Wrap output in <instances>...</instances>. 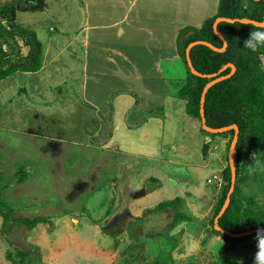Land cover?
Segmentation results:
<instances>
[{
  "label": "rangeland",
  "instance_id": "374dc122",
  "mask_svg": "<svg viewBox=\"0 0 264 264\" xmlns=\"http://www.w3.org/2000/svg\"><path fill=\"white\" fill-rule=\"evenodd\" d=\"M219 1L49 0L44 11L17 12L18 21L42 42L43 66L0 81V264H13L6 253L15 254L16 247L31 254L29 264H124L133 243L129 230L114 237L108 232L130 222L131 229L143 226L144 234L133 264H253L255 236L237 241L223 261L228 242L211 230L220 189L207 178L228 164L230 134L212 139L176 93L186 77L176 36L183 26H201L217 12ZM154 50L176 56H158L156 63ZM120 53L133 63L111 56ZM177 77L183 80L178 83ZM148 81L173 94L150 95L152 103L162 105L151 113L142 109L153 104L139 102L143 108L135 115L151 120L145 127L153 138L142 146L122 133L128 152L118 149L117 137L110 150L105 148L102 138L111 131L110 121L115 130L124 127L130 103L121 105V91L131 89L126 97L135 104L143 98L136 88L144 93L152 85ZM98 131L103 136H95ZM241 190L264 206V172ZM176 196L183 197L180 209L190 219L173 226L172 210L144 215ZM36 216L49 219L31 230L15 223ZM5 217L14 226L3 232ZM186 232L201 239L198 254H186Z\"/></svg>",
  "mask_w": 264,
  "mask_h": 264
},
{
  "label": "trees",
  "instance_id": "16d2710c",
  "mask_svg": "<svg viewBox=\"0 0 264 264\" xmlns=\"http://www.w3.org/2000/svg\"><path fill=\"white\" fill-rule=\"evenodd\" d=\"M248 1V4L245 5L246 0H220L217 12L206 18L201 26L186 25L177 34V50L186 68V77L183 85L177 91V97L186 100L185 110L194 118L201 120V97L210 78L191 72L186 59V48L189 43L195 40H207L218 47H222L223 41L214 30L215 19L219 16L248 17L262 21L264 19V0ZM48 2L49 0H7L4 3L0 1V81L16 73L37 72L42 68V42L35 30L18 21L17 12L44 11L48 6ZM218 29L228 42L225 51H215L206 45L199 44L191 49V58L195 68L203 74L217 73L229 63L236 66V72L230 78L214 84L208 90L205 101V114L207 124L211 127L236 124L240 129L235 154L237 166L236 188L231 195L228 209L219 221L222 228L238 233L264 228V206L258 205L252 196L244 195L241 190V184L250 178L258 177L261 173L252 176L246 174L247 164L252 162L251 155L257 153L258 157L264 161V47L257 52H251L243 47V41L251 31H264V27L241 22L229 23L222 21L219 23ZM189 31H193V33L187 36ZM23 46L28 49L26 53L23 51ZM230 71L231 67L229 66L221 74H228ZM202 130L210 135L212 139L217 135L205 129ZM227 133L230 134L227 144L229 147L235 130L231 129L218 134ZM209 149L210 143L207 140L202 146L204 156L208 154ZM222 175L224 183L213 207L211 230L213 234L221 235L228 242L221 253L222 260L226 261V254L237 241L253 237L256 233L242 237H231L215 229V217L223 206L230 187L231 168L229 164L223 168ZM23 180L25 179L21 178L20 182ZM151 180L156 184L159 183L156 178ZM1 184L0 182V186ZM182 202L183 197L176 196L173 199L162 201L154 207L147 208L144 215L172 210V225L174 226L180 221L190 219V215L180 209ZM1 204L4 206L3 203ZM48 219L49 217L46 216L22 217L16 219L15 223H17V226H24L31 230L38 224L47 222ZM131 223L126 228L120 227L117 232H108L114 237L124 229L129 230L133 243L126 249L129 256L124 264H133L134 259L141 255L142 250L140 243L143 242V226H135L131 229L129 228ZM13 226L10 220L5 217L1 225V231L10 230ZM6 257L13 264H29L32 261L31 254L20 247H16L15 254L8 250ZM154 264L164 263H159L156 260ZM172 264L174 263L172 262Z\"/></svg>",
  "mask_w": 264,
  "mask_h": 264
},
{
  "label": "water",
  "instance_id": "95a60500",
  "mask_svg": "<svg viewBox=\"0 0 264 264\" xmlns=\"http://www.w3.org/2000/svg\"><path fill=\"white\" fill-rule=\"evenodd\" d=\"M256 1H259V0H256ZM222 21H226L229 23L241 22V23L253 24V25L258 26V27H264V19L262 21H258V20L248 18V17L231 18V17L219 16L215 19L214 30H215V33L223 41L222 47H218L215 44H213L207 40H195V41H192L191 43H189L187 48H186V59H187V63H188V66H189L191 72L193 74H196L199 76H206V77L210 78V80L207 82V84L204 87L202 97H201L200 114H201V121H202L203 129H205L211 133H225L231 129L235 130L234 136L232 138V141H231V144L229 147V152H228V164L231 168L230 187H229L225 202L223 203V206L221 207L219 213L216 215L214 222H215V229L216 230L221 231L224 234L230 235L231 237H242V236H247V235H251V234L256 233L257 229H251V230L244 231V232L233 233L229 230L222 228L219 225L220 218L223 216V214L228 209L230 202H231V195L233 194V192L235 191V188H236L237 166H236L235 154H236L237 143L239 140L240 129H239V126L236 124L229 125V126H223V127H211L207 124V118H206V114H205V101H206V94H207L208 90L214 84H216V83H218L224 79L230 78L236 72V66L233 63H229V64L225 65L223 68H221V70L217 73L203 74L195 68V66L193 65V62H192V58H191V49L194 46L199 45V44L206 45L215 51H219V52L225 51V49L228 45V42H227L226 38L224 37V35L218 29V25ZM192 33H193V31H189L187 33V36L191 35ZM229 66L231 67V71L228 74H224V75L221 74V72L224 71ZM209 140H211V139H208V141ZM233 150H234V152H233ZM229 157H231L233 163L230 162Z\"/></svg>",
  "mask_w": 264,
  "mask_h": 264
},
{
  "label": "crops",
  "instance_id": "0c3cea01",
  "mask_svg": "<svg viewBox=\"0 0 264 264\" xmlns=\"http://www.w3.org/2000/svg\"><path fill=\"white\" fill-rule=\"evenodd\" d=\"M133 7V6H132ZM131 9V8H130ZM184 27V26H183ZM182 27V28H183ZM177 37V36H176ZM159 42V41H158ZM154 51H156V50H154ZM158 52H159V50H157ZM157 51L156 52H154L153 54H155L156 55V57H157V59H156V63L159 61L158 60V56H160V57H164V56H166V58H175V56L176 55H174V53L172 54V55H169V54H163V53H157ZM178 51V50H177ZM129 54H126V53H120V54H111V56H112V58L113 57H117L118 56V58L120 59V61L121 62H123V63H133V60L128 56ZM162 60V59H161ZM130 67V66H129ZM134 67H136V66H134ZM165 77L169 80V81H172V80H174V77L172 78V79H170V76H167V75H165ZM179 79V80H178ZM139 80H141V82L143 81V79H139ZM162 80L163 81H165V79L164 78H162ZM159 81L158 79H157V81L160 83V82H163V81ZM177 80H178V83L179 82H181L182 80H183V78H182V80H181V78H179V77H177ZM156 82V80H154L153 81V83H155ZM147 83H150V84H152V81H148ZM183 83H184V81H183ZM183 83L180 85L179 84V87L178 88H176L177 90H176V93H177V91H178V89L183 85ZM141 88L142 87H140V88H136V90H137V93H136V96L138 95V94H142L143 95V98H139L138 97V99L137 100H135V104H131L132 102L130 101L131 100V98L130 97H126V95H127V93H128V91H130L131 89H124L123 91H121V93H124L123 95L125 96V97H123L122 98V102H121V105H128L129 103V108H128V111H126V112H124V121H125V123H124V127H123V125H118V128L116 127V129L117 130H115V126H114V122H111L110 121V132H108L107 133V135H106V137L104 136L103 138H102V143L103 144H105V148H107V149H111V147L112 146H114V144L112 145L111 143H112V139H115L116 137H117V139L119 140V143H118V149L119 150H121L122 152H128L129 151V147H123V145H122V139H123V134L122 133H125V135L126 136H130V138H129V140L130 141H138L139 143H141V145L142 146H144L143 144H146V143H148L152 138H153V130H150L148 127H145V125H148V124H150V121L151 120H147V118H146V116H143L142 117V120L139 118V116H136L135 115V112H136V109H138L140 106H141V103H139V102H142L141 100L143 99H145V100H147V101H149L151 104H153V105H151V107H147V108H143V107H140V108H143L142 110H145L146 112H148V113H151V111H155L156 109V107H160L161 108V104H156V103H152L151 101H152V98H151V96L150 95H155V96H165L166 95V93L168 92L170 95H173L172 94V92L171 91H168V87H164L163 85H162V88H160V89H158L157 88V85H150V87H145L144 88V93L141 91ZM174 93V92H173ZM175 94V93H174ZM128 101H129V103H128ZM186 101V100H185ZM137 103H139L138 105H137ZM110 104V103H109ZM134 105V106H133ZM135 105H137V106H135ZM132 106V107H131ZM185 107H186V104H185ZM109 110H111V107L109 108ZM113 112H114V110H113ZM133 116H135L136 118H133ZM153 116L154 115H152V118H153ZM101 120H102V124L103 125H105V120H104V118L103 117H101L100 118ZM165 121V120H164ZM164 121L162 122L163 124H162V129H164ZM124 128H125V130H124ZM163 131V130H162ZM102 131H98L96 134H95V136H103V134L101 133ZM113 132H114V134H113ZM117 135H119V136H117ZM131 136H133L134 137V139L131 137ZM159 136V135H158ZM93 139V138H92ZM94 140V139H93ZM118 140H117V142H118ZM116 141V140H115ZM133 147H131L130 149L131 150H133L132 149ZM148 153H150V152H146V154L147 155H149ZM224 168V167H223ZM148 193V192H147Z\"/></svg>",
  "mask_w": 264,
  "mask_h": 264
},
{
  "label": "clouds",
  "instance_id": "9594fccd",
  "mask_svg": "<svg viewBox=\"0 0 264 264\" xmlns=\"http://www.w3.org/2000/svg\"><path fill=\"white\" fill-rule=\"evenodd\" d=\"M243 47L251 52H257L260 48L264 47V31H251L243 41ZM229 159L233 163L231 157ZM251 161L245 169L247 175L252 176L259 172H264V161L258 157L257 153L251 155ZM193 215L197 219L203 218L198 210L195 209L193 210ZM181 228H183V224L178 225L176 231H180ZM254 239L256 241V251L253 257V264H264V228H257ZM182 245L187 255L198 254L201 249V239L186 232L182 240Z\"/></svg>",
  "mask_w": 264,
  "mask_h": 264
},
{
  "label": "built area",
  "instance_id": "2783aa9c",
  "mask_svg": "<svg viewBox=\"0 0 264 264\" xmlns=\"http://www.w3.org/2000/svg\"><path fill=\"white\" fill-rule=\"evenodd\" d=\"M207 182L211 184H215L219 189L222 188L224 183V178L222 173H213L210 177L207 178Z\"/></svg>",
  "mask_w": 264,
  "mask_h": 264
}]
</instances>
